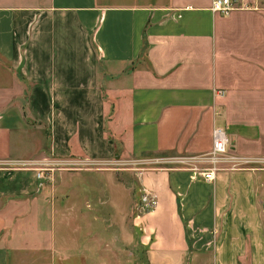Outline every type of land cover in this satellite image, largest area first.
<instances>
[{"label":"crops","instance_id":"obj_1","mask_svg":"<svg viewBox=\"0 0 264 264\" xmlns=\"http://www.w3.org/2000/svg\"><path fill=\"white\" fill-rule=\"evenodd\" d=\"M209 5L0 0V264H61L89 212L87 172L51 186L15 165L204 153L214 125L248 166L212 182L142 172L157 197L136 218L146 262L264 264V168L252 162L264 159V9ZM68 178L78 186L63 198Z\"/></svg>","mask_w":264,"mask_h":264},{"label":"rangeland","instance_id":"obj_2","mask_svg":"<svg viewBox=\"0 0 264 264\" xmlns=\"http://www.w3.org/2000/svg\"><path fill=\"white\" fill-rule=\"evenodd\" d=\"M44 153H47L46 149ZM47 158H29L30 161H23V164L15 166L34 171L38 180L51 186H57L59 183L60 172L69 177H73L70 175L76 172L88 174L78 177L89 182V186L84 187L87 203L83 202L87 204L88 218L75 220V224H81L80 233L77 235L80 240V252L70 258H64L61 264H148L139 240L142 231L136 224L137 216L144 212L139 210L140 196L143 193L139 179L144 171L170 169L172 162L167 160L173 159L174 156L149 154L139 159H123L116 156L104 163L87 165L80 162L72 166L61 165L59 163L62 160L56 161L51 156ZM162 158L166 159L161 160ZM254 161L257 165L253 166L264 168V159ZM37 173L42 174V178H38ZM64 183L65 191L60 193V196L68 198L71 190L78 186V181L68 178ZM86 244L90 251L88 256L85 251H81L86 248Z\"/></svg>","mask_w":264,"mask_h":264},{"label":"built area","instance_id":"obj_3","mask_svg":"<svg viewBox=\"0 0 264 264\" xmlns=\"http://www.w3.org/2000/svg\"><path fill=\"white\" fill-rule=\"evenodd\" d=\"M262 9H264V0H210L209 5V10L212 13H219L224 16L233 11H259ZM211 134L212 145L209 151L193 155H178L174 156L173 159L168 158L167 161L172 162L170 169H177L178 166V169H186L192 172L194 176L212 182L215 180L217 173L222 170L235 171L248 166L249 161L246 158L229 151V138L223 127L214 125ZM163 159L166 158L161 160ZM80 162L87 165L97 164L90 160H62L59 164L72 166ZM37 177L42 178V174L37 173ZM156 203V195L144 189L140 196L139 210H151Z\"/></svg>","mask_w":264,"mask_h":264}]
</instances>
